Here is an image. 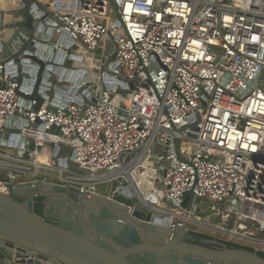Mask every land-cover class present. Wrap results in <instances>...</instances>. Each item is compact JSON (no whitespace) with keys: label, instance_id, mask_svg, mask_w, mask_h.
Returning <instances> with one entry per match:
<instances>
[{"label":"built area","instance_id":"1","mask_svg":"<svg viewBox=\"0 0 264 264\" xmlns=\"http://www.w3.org/2000/svg\"><path fill=\"white\" fill-rule=\"evenodd\" d=\"M41 4L56 19L50 22L52 37L80 43L79 52L68 54L82 59L90 54L98 71L94 100L71 101L58 109L46 102L35 111L36 101L18 95L14 69L0 50V177L30 180L31 173L23 172L34 168L31 163L38 157L34 152V158H24L20 147L16 158L1 153L13 150L2 145L5 133L21 132L23 138H28L26 130L49 133L66 140L51 143L71 148L66 161L85 176L56 163L43 165L37 174L57 173L59 184L74 185L88 197L99 193L96 185L102 182L113 183L115 191L131 184L171 220L173 229L184 222L197 224L224 231L232 243L264 248L258 244L264 243V0ZM3 35L0 31V42ZM54 47L64 50L62 45ZM113 55L106 73L104 65ZM37 119L40 127H31ZM53 127L61 134L51 133ZM3 168L13 172L3 176ZM139 168L153 181L149 197L133 176ZM18 172L24 179L19 181ZM190 194L193 209L202 199L229 203L219 226L203 222L197 213L186 217L182 203ZM256 234L263 237L256 239Z\"/></svg>","mask_w":264,"mask_h":264},{"label":"water","instance_id":"2","mask_svg":"<svg viewBox=\"0 0 264 264\" xmlns=\"http://www.w3.org/2000/svg\"><path fill=\"white\" fill-rule=\"evenodd\" d=\"M53 21L56 19L48 7L37 0H15L7 10L0 9V31L4 34L0 50L14 69L18 95L36 101L37 112L46 102L58 109L71 101L81 104L94 100L91 92L98 71L87 72L77 65L78 61L88 64L90 54L84 59L70 56L68 52L80 51V43L53 38ZM56 44L64 50L56 49ZM95 53L98 62L101 49ZM113 58L104 65L106 73ZM68 61H72L71 66ZM82 80L92 83L82 90L84 94L80 92ZM40 125L39 119L30 123L33 128ZM50 132L61 134L58 127ZM2 145L25 149L26 159L34 158L32 153L37 152L49 163L77 168L71 160L66 161L71 148L55 143L36 146L33 137L23 138L21 132L5 133ZM179 145L180 141L177 151ZM0 183L6 188L5 192L0 188V264H264L263 253L256 248H230L227 244L232 242L214 237V243L221 242V247L189 241L190 233L196 232L187 222L176 229L170 227L171 220L134 193L131 184L115 191L112 183L107 194L88 197L74 185L46 181L37 172L21 182L0 177ZM193 202L192 194L183 200L186 217L190 213L201 215L199 208H192ZM214 231L227 236L224 231Z\"/></svg>","mask_w":264,"mask_h":264},{"label":"rangeland","instance_id":"3","mask_svg":"<svg viewBox=\"0 0 264 264\" xmlns=\"http://www.w3.org/2000/svg\"><path fill=\"white\" fill-rule=\"evenodd\" d=\"M110 17L112 19H114L116 17V15L114 13H111ZM56 38H57V36H55V39ZM67 65L71 66L72 65V61H68ZM92 71L95 72V70H93V69H92ZM91 84L92 83H88V85L86 87H84V88H88ZM94 85H95V83H94ZM83 89H80V92H82ZM8 150L9 149H2L1 153H10V156H12L13 158L17 157L15 150H13L12 152H10ZM3 161H6V160H3ZM6 162H8L7 163L8 165L17 164L15 161H6ZM19 165H21L23 167L27 166V164H21V163H19ZM161 167L162 166H159L160 169H161ZM71 169H72L73 173H75L77 175H80V176H85V173L79 171L77 168H71ZM160 171L162 173V169ZM42 173H46V175L43 176ZM18 174L20 175L19 181L21 179H24V175L22 173L18 172ZM1 175H3V176L8 175V170L6 168L1 169ZM40 175H42L43 177H47L49 180H52L55 183L59 182V179H57V176H58L57 173H51L49 171L43 170V171H41ZM96 188L101 194H107L110 191L111 183L102 182V183L97 184ZM154 199L157 200L156 198H154ZM157 201L159 202L160 205L163 204L162 201H160V200H157ZM227 205H229L228 202L215 203V202H212V201L207 200V199H202L201 202L198 204L199 213L201 214L202 221L208 223L209 225H211L213 227L219 226L221 224V221H220L221 211H223L226 208ZM188 228L189 229H193L195 231H198V232H200L202 234H205V235L216 237L218 239L229 240L228 236H224L223 234H220V233H218L216 231H213L215 229L203 228V227H201V226H199L197 224H196V227L191 226V224H189ZM253 237L256 238V239H261L263 236L261 234H256ZM248 245H250V244H248ZM251 246H253L254 248H258V246L257 247L254 246V245H251Z\"/></svg>","mask_w":264,"mask_h":264},{"label":"bare ground","instance_id":"4","mask_svg":"<svg viewBox=\"0 0 264 264\" xmlns=\"http://www.w3.org/2000/svg\"><path fill=\"white\" fill-rule=\"evenodd\" d=\"M13 1H15V0H0V7L7 8L8 5H9V3L13 2ZM88 62L89 63L87 64V63H84V62L81 63L80 61H78L77 65L80 66V67H82L83 69H86V71L88 72L90 69L92 70L95 67V64L91 61V59H88ZM78 76H80V75L78 74ZM91 76H92V78H93V76L95 78V74L92 73ZM89 78L92 79L91 77H89ZM83 81L84 80H82V83H80V86L81 85L83 86V84L87 83V82H83ZM74 82H75V84H77L76 81H74ZM127 99H129L128 96L126 97V100ZM25 135L28 136V137H33L39 143L40 142H43V143H51V142H57V141H64V142L66 141L65 139H63V137H56V136L51 135L49 133H40V132L34 134V132L33 131H30V130H26L25 131ZM11 151H13V150H11ZM31 164L34 166V168L31 167L33 170L32 169L30 170V168H29L28 170H25V172H23V173H26L27 175H29L28 173L39 172L40 171V168L43 165H46V166L47 165H55L53 163H49L47 160H45L41 156L36 157L35 160L33 159V162ZM133 174L136 176L137 179L140 178L143 181V187L141 186V188L143 190V193L149 197L151 195V190H152V186H153V183L152 182L153 181L151 179H149L148 173H146L144 171H141V169L139 168L136 171L134 170V173ZM113 176L114 175L109 176L107 178V181L110 180V179H112ZM151 176L154 177V175H151ZM72 179L73 178H71L69 180H71V182H73ZM86 184H89V183H82V185H86ZM131 187L133 188L132 191L134 193L139 194L140 196L139 195L138 196L139 197H142V195L140 194V191L138 189H137L138 190L137 191L135 187H133V186H131ZM0 188H1L2 191L5 192V190H6L5 186H3L2 184H0ZM153 201L156 204L160 205L157 200L153 199ZM160 206H162V205H160ZM191 219H193V218H191ZM191 226L196 227V225H193V224H191ZM203 228H205V227H203Z\"/></svg>","mask_w":264,"mask_h":264},{"label":"trees","instance_id":"5","mask_svg":"<svg viewBox=\"0 0 264 264\" xmlns=\"http://www.w3.org/2000/svg\"><path fill=\"white\" fill-rule=\"evenodd\" d=\"M189 241H191L192 239H194V243L196 244H201V245H204V242L205 241H208V242H211L213 240H216L214 239L213 237L211 236H208V235H205V234H202V233H190L189 235ZM230 248L233 247V248H243L239 245H235V244H232V243H228L227 244ZM262 255V254H261Z\"/></svg>","mask_w":264,"mask_h":264},{"label":"crops","instance_id":"6","mask_svg":"<svg viewBox=\"0 0 264 264\" xmlns=\"http://www.w3.org/2000/svg\"><path fill=\"white\" fill-rule=\"evenodd\" d=\"M40 3H43V4H46V0H38ZM13 33V30L12 31H8V33H7V36H6V38L8 39L9 38V36L11 35ZM6 39V40H7ZM8 151H10V152H12L11 150H8ZM11 169H12V167H10ZM8 170V174H10L11 172H13V170ZM16 169H18V170H21V169H19V168H16ZM145 172V171H144ZM20 173V172H19ZM147 173V172H146ZM42 175L43 176H45L46 175V173H42ZM151 175H153V174H151ZM150 175V176H151ZM133 176L135 177V180L138 182V184L140 185V187L142 186L143 187V181L140 179V178H136V176L133 174ZM150 179V178H149ZM54 182V181H53ZM143 191V190H142ZM100 193V192H99ZM156 204V203H155ZM158 205V204H157ZM163 205V204H162ZM196 232V231H195ZM211 237H213V236H211ZM214 238H216V237H214ZM216 239H218V238H216Z\"/></svg>","mask_w":264,"mask_h":264},{"label":"flooded vegetation","instance_id":"7","mask_svg":"<svg viewBox=\"0 0 264 264\" xmlns=\"http://www.w3.org/2000/svg\"><path fill=\"white\" fill-rule=\"evenodd\" d=\"M209 236V235H208ZM192 242H194V239L191 240ZM215 240L211 241V242H208V241H205L204 242V245L205 246H208V247H211V248H219L221 247V242L220 243H214ZM264 248H260L259 251L262 252V256H264V250H262ZM261 254V253H260Z\"/></svg>","mask_w":264,"mask_h":264}]
</instances>
